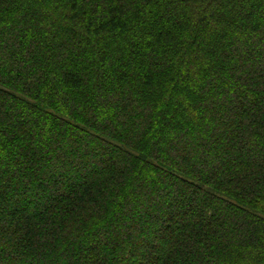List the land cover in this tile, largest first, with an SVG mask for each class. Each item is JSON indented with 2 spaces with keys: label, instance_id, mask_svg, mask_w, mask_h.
Wrapping results in <instances>:
<instances>
[{
  "label": "trees",
  "instance_id": "16d2710c",
  "mask_svg": "<svg viewBox=\"0 0 264 264\" xmlns=\"http://www.w3.org/2000/svg\"><path fill=\"white\" fill-rule=\"evenodd\" d=\"M7 175L3 264H264V0H0Z\"/></svg>",
  "mask_w": 264,
  "mask_h": 264
},
{
  "label": "rangeland",
  "instance_id": "374dc122",
  "mask_svg": "<svg viewBox=\"0 0 264 264\" xmlns=\"http://www.w3.org/2000/svg\"><path fill=\"white\" fill-rule=\"evenodd\" d=\"M191 148H192V145H186V147H184L183 148V150L181 151V155H183V154H190V152H191ZM95 150H96V148L92 145L90 148H89V150H85V151H88L87 153V157H90L94 152H95ZM96 153V152H95ZM84 155H85V153H84ZM96 164L97 163H95V162H92L91 163V165H90V168H88V170H87V172L89 173V172H91L94 168H95V166H96ZM57 167V170H61V167L60 166H56ZM76 168H75V166H68V167H64V169H63V181H64V186H65V188H71V185H72V182L71 181H76V180H79V179H81V175H83L84 173H76L74 170H75ZM46 172H47V169L45 168V167H43L42 169H41V173H40V175H44V174H46ZM11 179L12 178V175H10V176H6L4 179H3V181H0V185L2 184H4V182H5V180L6 179ZM24 177H22L21 179H23ZM26 178H27V176H26ZM13 179V178H12ZM1 187V186H0ZM29 189H31L29 192H30V194H31V197H33V200L35 201V203H42V201L43 200H41V198H40V196H37V193L34 191V189H33V185L31 184L30 186H29ZM164 191L165 190H167V189H163ZM166 192H168V194H170L171 193V190L170 189H168V191H166ZM9 194V196H13V194L14 193H12V192H9L8 193ZM12 199V198H11ZM14 199V198H13ZM181 199L179 200H176V208L177 209H181ZM158 205H159V210H160V214L161 215H163V211L165 210V208H166V206H167V202H165V201H162V200H158ZM32 207V206H31ZM151 207V206H150ZM153 208V207H152ZM151 208V209H152ZM149 209V208H148ZM5 225V224H4ZM3 225V226H4ZM0 226H2V224L0 225ZM128 226H129V224H126L125 226H123V228H122V230L123 231H128ZM151 232V227L150 226H148V225H146V231H145V234H143V238H146L147 236H148V233H150ZM147 233V234H146ZM145 235H147V236H145ZM151 235V234H150ZM148 237H150V236H148ZM147 237V238H148ZM1 247H3L2 245H1ZM23 252V251H22ZM9 255H11V256H13V260L12 261H10V262H8L7 264H29V258H27L28 257V255L27 254H22L23 255V257L21 256V254H20V251L18 250V251H15V250H12V251H10L9 252ZM3 263H6L5 261H2ZM3 263H1L0 262V264H3Z\"/></svg>",
  "mask_w": 264,
  "mask_h": 264
}]
</instances>
